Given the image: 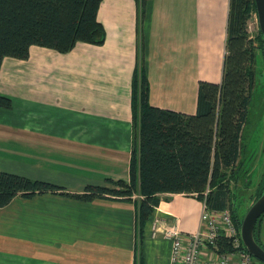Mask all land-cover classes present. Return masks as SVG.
Segmentation results:
<instances>
[{"label": "crops", "instance_id": "1", "mask_svg": "<svg viewBox=\"0 0 264 264\" xmlns=\"http://www.w3.org/2000/svg\"><path fill=\"white\" fill-rule=\"evenodd\" d=\"M103 0L102 44L68 53L32 46L7 57L0 95V172L83 194L88 186L130 180L133 79L146 71L150 103L196 115L201 81L221 83L230 0ZM135 194L130 201L37 193L0 208V264H136ZM148 221L144 264H169L171 241L152 239L153 222L196 233L202 201L162 193Z\"/></svg>", "mask_w": 264, "mask_h": 264}, {"label": "trees", "instance_id": "2", "mask_svg": "<svg viewBox=\"0 0 264 264\" xmlns=\"http://www.w3.org/2000/svg\"><path fill=\"white\" fill-rule=\"evenodd\" d=\"M102 1L0 0V72L5 58L27 59L32 46L68 53L78 43L102 44L105 29L98 22ZM138 1L141 21L146 0ZM253 11L257 13L255 0H230L222 81L200 82L196 115L152 105L146 71L141 67L136 72L132 91L134 132L129 181L108 179L112 187L88 186L83 194H75L48 182L0 172V208L17 196L31 198L37 193L58 194L84 202L111 198L130 201L137 194L142 198L136 201L135 210L136 264L145 263V229L153 210L159 206L162 193L205 199L208 209L228 208L239 232L250 206L264 193V179H261L253 202L239 218L244 192L237 187L231 190L228 184L232 178L237 183L238 172L234 175L232 171L241 157L245 165L253 161L244 156L242 135L257 81V62L264 55V36L260 29L256 38L258 47L247 42L245 27ZM2 108L11 109L12 100L0 95Z\"/></svg>", "mask_w": 264, "mask_h": 264}, {"label": "built area", "instance_id": "3", "mask_svg": "<svg viewBox=\"0 0 264 264\" xmlns=\"http://www.w3.org/2000/svg\"><path fill=\"white\" fill-rule=\"evenodd\" d=\"M207 207L204 199L196 233L183 234L178 220L173 224L153 222L152 238L159 234L171 241L169 264H261L241 243L231 211Z\"/></svg>", "mask_w": 264, "mask_h": 264}, {"label": "rangeland", "instance_id": "4", "mask_svg": "<svg viewBox=\"0 0 264 264\" xmlns=\"http://www.w3.org/2000/svg\"><path fill=\"white\" fill-rule=\"evenodd\" d=\"M249 18L246 22V32H247V42L253 46L258 47V16L255 11L249 14ZM261 57L257 62V81L254 86V93L251 104L249 106V119L246 126L244 135V147H245V157L253 160L247 167L250 168L249 178L252 180V187L244 192L245 202L243 206L238 211L239 218L242 217L243 212L246 211L249 204L252 202V196H254L255 189L261 180L262 173H264V152H261V148L264 147V79H262L261 73H263V67ZM235 181L229 184L230 189H235ZM257 235L260 237V242L264 246V216L261 217L260 222L257 226ZM152 237V236H151ZM153 239V238H152Z\"/></svg>", "mask_w": 264, "mask_h": 264}, {"label": "water", "instance_id": "5", "mask_svg": "<svg viewBox=\"0 0 264 264\" xmlns=\"http://www.w3.org/2000/svg\"><path fill=\"white\" fill-rule=\"evenodd\" d=\"M260 31L264 35V0H255ZM264 39V38H263ZM264 214V194L250 206L244 216L239 230L241 240L246 250L255 259L264 264V249L256 242L255 228Z\"/></svg>", "mask_w": 264, "mask_h": 264}, {"label": "flooded vegetation", "instance_id": "6", "mask_svg": "<svg viewBox=\"0 0 264 264\" xmlns=\"http://www.w3.org/2000/svg\"><path fill=\"white\" fill-rule=\"evenodd\" d=\"M258 16V15H257ZM258 25L260 26V24H259V18H258ZM259 29H260V27H259ZM264 36V35H263ZM261 57V63H262V67H263V73H261V75H262V79H264V55L262 54V56H260ZM248 119H249V112H247V114H246V120H245V122H243L244 123V125H243V128H242V134H244L245 133V130H246V126H247V122H248ZM261 152H264V147H262L261 148V150H260ZM243 156V155H242ZM245 158V157H244ZM241 160H242V157H241V159L237 162V164L233 167L234 168V170L232 171L233 173H234V175H235V171H237L238 173H236V178H237V183H234L235 184V186L239 189H241V190H243V192H245V191H247V190H249L250 189V187H252V180L249 178V173H250V168H248L247 167V165H245L243 162H241ZM261 179H264V173H262V176H261ZM255 193H256V189H255ZM244 194V193H243ZM242 193H241V195H242V197L244 196ZM264 194V193H263ZM262 194V195H263ZM253 197V196H252ZM259 199V198H258ZM257 199V200H258ZM243 200H244V202H245V197H243ZM256 200V201H257ZM253 202V201H252ZM251 202V203H252ZM251 203L249 204V205H251ZM254 204V203H253ZM252 204V205H253ZM264 216V214L261 216V217H263ZM261 217H260V219H261ZM259 219V220H260ZM260 222V221H259ZM258 226V223H257V225H256V227ZM255 231V230H254ZM256 238V237H255ZM256 242L264 249V246L261 244V242H260V237H258V235H257V238H256Z\"/></svg>", "mask_w": 264, "mask_h": 264}]
</instances>
